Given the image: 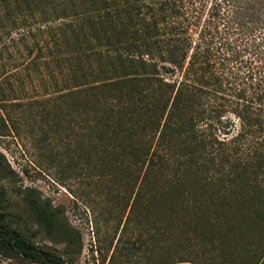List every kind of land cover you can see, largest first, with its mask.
I'll list each match as a JSON object with an SVG mask.
<instances>
[{
  "label": "trees",
  "instance_id": "trees-1",
  "mask_svg": "<svg viewBox=\"0 0 264 264\" xmlns=\"http://www.w3.org/2000/svg\"><path fill=\"white\" fill-rule=\"evenodd\" d=\"M39 4L33 9L61 19L67 36L69 56L58 65L72 77L77 126L93 140L115 141L130 159L125 174L145 166L140 186L157 220L202 239L244 237L250 226L264 240V0ZM26 202L46 234L68 233L60 207ZM0 254L63 264L3 212Z\"/></svg>",
  "mask_w": 264,
  "mask_h": 264
},
{
  "label": "rangeland",
  "instance_id": "rangeland-1",
  "mask_svg": "<svg viewBox=\"0 0 264 264\" xmlns=\"http://www.w3.org/2000/svg\"><path fill=\"white\" fill-rule=\"evenodd\" d=\"M32 1L0 6V212L9 225L63 264H264V240L250 226L244 237L202 239L157 220L140 186L145 166L125 174L130 159L117 143L77 126L72 77L58 65L69 56L62 20ZM28 197L60 207L68 233L46 234ZM0 264L33 263L0 254Z\"/></svg>",
  "mask_w": 264,
  "mask_h": 264
}]
</instances>
